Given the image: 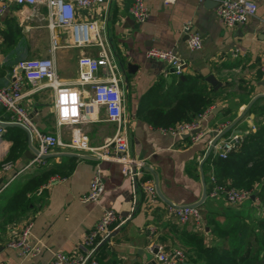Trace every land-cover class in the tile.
I'll list each match as a JSON object with an SVG mask.
<instances>
[{
  "label": "crops",
  "instance_id": "crops-1",
  "mask_svg": "<svg viewBox=\"0 0 264 264\" xmlns=\"http://www.w3.org/2000/svg\"><path fill=\"white\" fill-rule=\"evenodd\" d=\"M205 1L175 0L164 3L163 0H146L149 14L143 22H136L131 16L129 8L132 0H102L77 9L80 17L99 18L109 48L123 72L126 86L124 126L131 156L147 163V174L156 178L160 192L177 204L197 202L204 189L202 171L205 183L210 172H214L212 159L218 156L217 150L211 148L208 158L204 159L213 128L240 118L231 129L237 130L242 138L244 132L255 129L252 128L255 126V114L244 115V109L246 112L254 97L262 96L258 104H264V73L258 68L264 50V0H255L256 14L233 27L224 26L218 19L216 8L219 0H210V4ZM186 20H192L202 37L199 49L188 46L182 31ZM52 36L57 41L54 50H51ZM151 45L173 49L184 62L182 72L204 76L209 88L214 91V101L210 105L213 107L212 114L202 125L196 139L189 134L174 136L163 132L159 126L151 125L137 113L141 95L157 79L175 75L165 60L146 56L145 50ZM235 47L239 51L233 55ZM93 52V46L72 45L67 28L56 26L51 29L48 26L45 2L7 1L5 10L0 14V84L13 79L12 73L19 58L48 56L54 57L62 84H72L78 77V57ZM208 74H213L221 82L219 87L215 88L206 80ZM30 87V82L24 80L23 88L27 90ZM23 103L41 129H58L52 88L41 87L28 93ZM216 106L219 107L214 111ZM4 117L0 107V118ZM76 126L81 128L92 146L103 144L115 130V123L106 119L103 108L95 121L62 126V138L68 140L70 129ZM230 130L221 137H226ZM2 135V148L8 151L12 140L6 134V126H3ZM24 152L20 159L14 161L16 167L29 159L26 160ZM68 157H74L71 170L65 175L56 173L60 178L49 186L45 187V182L42 185L45 190L36 202V208L13 223L8 222L0 233V264H47L52 250L67 253L81 251L85 232L108 207L124 215L131 212V215L112 230L110 242L99 248L98 256L103 264H140L143 257L138 250L143 249L150 256L156 244L180 247L186 255L182 264H195L194 260L201 263L205 257L202 249L212 246L217 240L207 220L209 213L220 222L229 216H241L245 220L252 217L253 223L256 219H264L261 210L251 206L254 203L250 199L251 202L246 200L232 205L223 196H206L198 206L204 218L203 224L197 226L192 218L182 223L168 210V201L162 197L149 206L140 191L133 193L131 181L122 172L119 161L79 157L57 147L46 157L44 165L64 162ZM97 161L102 171L103 191L97 201L82 202L79 196L88 190ZM20 174L7 186L20 179L17 178ZM4 175L3 172L0 174V184L7 179ZM30 218L34 222L30 239L43 246L42 253L34 257L23 256L17 249L6 245L8 238L18 234Z\"/></svg>",
  "mask_w": 264,
  "mask_h": 264
},
{
  "label": "built area",
  "instance_id": "built-area-1",
  "mask_svg": "<svg viewBox=\"0 0 264 264\" xmlns=\"http://www.w3.org/2000/svg\"><path fill=\"white\" fill-rule=\"evenodd\" d=\"M7 1L28 4L45 2L48 26L51 29L56 26L67 28L70 32L72 45L93 46L95 52L84 53L78 57V77L72 84H62L53 56L19 58L12 73L13 79L0 84V107L5 115L3 119L0 118V169L5 174L4 177L7 178L0 184V192L25 168L32 165H44L46 157L59 147L67 152L75 153L79 157H93L98 161L101 159L119 161L122 172L131 181L133 193L140 191L146 198V204L149 206L155 204L160 198L157 191V180L147 174V163L143 160H136L129 152L127 130L124 126L126 122L124 112L126 90L121 86L120 65L109 48L99 18L77 15V9L89 7L102 0H0V14L5 10ZM174 1L163 0L164 3H173ZM256 10L257 3L255 0H219L216 15L224 26L233 27L254 16ZM129 12L136 22L145 21L149 14L146 0H132ZM182 31L186 35L188 46L191 49L202 47V37L194 27L192 20L184 22ZM262 33L264 35V23ZM56 47L57 41L52 36L51 50ZM238 51L239 48L235 47L232 54L236 55ZM145 54L148 57L165 60L176 74L183 71L184 62L173 49L151 45L146 48ZM258 68L264 73V50ZM24 80L31 84L27 90L23 88ZM46 86L52 88L54 92V108L57 112L56 124L58 127L56 131L41 129L34 122L23 103V99L28 93ZM101 108L106 113V119L115 123L114 133L103 144L99 146L90 145L87 136L78 126L70 129L68 140L62 138L60 132L62 126L95 121L98 119V112ZM212 110L213 107L209 106L189 120L159 128L161 131L174 136L188 133L192 135L193 139H196L200 130L195 133H191V131L198 127L202 129V125L208 120ZM3 122L17 124L27 133L28 148L33 155L19 167L15 166L14 161L5 158L7 150L2 148ZM230 123V121L223 122L213 130L219 133ZM252 128L255 126L253 125ZM214 138L215 134L208 138V148L212 146L211 148H215L219 156H226L235 143L241 139V136L237 130L231 129L226 137L220 136L215 141ZM98 161L95 163L88 190L79 196L82 202L97 201L103 191L102 171ZM59 178L58 174H52L44 186L51 185ZM256 189L254 186L246 188L228 186L226 183L219 182L215 173L211 171L206 183V196H223L232 205H238L250 199L261 210L264 218V202L258 196ZM252 194H255L254 198H251ZM167 207L178 218L179 222L185 223L192 218L199 227L204 222L197 205L167 202ZM130 215L131 212L124 215L112 207L105 208L95 224L85 232L81 251L67 253L61 250H52L47 264H103L98 256L99 248L102 246L100 243L110 235L113 229L121 226ZM33 224L31 218L26 220L18 234L8 238L6 245L17 249L21 255L26 257L41 254L43 246L32 242L30 239ZM107 242L110 240L105 243ZM154 246L157 251L151 257L158 264H182L185 260V252L178 246L165 247L162 244Z\"/></svg>",
  "mask_w": 264,
  "mask_h": 264
},
{
  "label": "trees",
  "instance_id": "trees-1",
  "mask_svg": "<svg viewBox=\"0 0 264 264\" xmlns=\"http://www.w3.org/2000/svg\"><path fill=\"white\" fill-rule=\"evenodd\" d=\"M209 87L204 76L181 72L161 77L141 95L137 113L159 127L189 120L213 103L215 94ZM261 98L258 96L246 111L255 114V129L244 132L226 156H215L212 163L219 182L235 187L257 186V194L264 202V104H258ZM6 134L12 143L5 158L17 161L28 147L27 133L17 124H9ZM73 162L74 157H68L50 166L32 165L22 170L19 181L0 195V233L8 222L33 211L45 190L42 185L52 174H67ZM207 220L217 240L202 249L204 261L194 260L195 264H264V219L253 223L241 216H229L220 222L209 213Z\"/></svg>",
  "mask_w": 264,
  "mask_h": 264
},
{
  "label": "water",
  "instance_id": "water-1",
  "mask_svg": "<svg viewBox=\"0 0 264 264\" xmlns=\"http://www.w3.org/2000/svg\"><path fill=\"white\" fill-rule=\"evenodd\" d=\"M205 3L207 4H210L211 1L210 0H206ZM129 68H131V65L129 64ZM206 80L209 81L211 84H213L215 86V88L219 87L221 82H218L217 79L215 78V76L213 74H208L206 76ZM264 95V94H262ZM255 100V97L251 100V103ZM219 106H216L215 110L216 111L218 109ZM237 120H234L233 122H231L227 127H225L221 132L219 133H216V130H213V134H215V138H214V141L216 139H218L224 132H226L227 130L231 129V127L233 126L234 123H236ZM9 124H14V123H5L3 122L2 123V126H7ZM201 128H195L191 131V133H195V132H198ZM183 135H188V133H185ZM211 147L210 146L207 150H206V153H205V158L209 155L210 153V150H211ZM32 152L30 151L29 148H27L24 152V156L26 158V160L30 157H32ZM204 158V159H205ZM201 170H202V165H201ZM202 180H203V183H204V189H203V193H202V196L201 198L197 201V202H194V203H191V205H197L199 206V204L206 198V195H207V191H206V183H205V176H204V173L202 171ZM157 191L160 195V197H162L163 199H165L166 201L168 202H171L170 200H168L166 197H164V195L160 192L159 190V187L157 185ZM255 197V194H252L251 195V198H254ZM113 235V232L110 233V235L108 237H106L101 243L100 245H103L106 241L110 240L111 239V236ZM144 250H138V254L140 256L143 257L142 261L140 262V264H158L156 262V260L154 258L151 257V255L157 251V249L155 248L152 252H151V255L150 256H147V254L145 252H143Z\"/></svg>",
  "mask_w": 264,
  "mask_h": 264
},
{
  "label": "rangeland",
  "instance_id": "rangeland-1",
  "mask_svg": "<svg viewBox=\"0 0 264 264\" xmlns=\"http://www.w3.org/2000/svg\"><path fill=\"white\" fill-rule=\"evenodd\" d=\"M119 72L121 73V78H122V81H121V86H122V88L123 89H126V86H125V82H124V80H123V73H122V70L121 69H119ZM244 115H247V113L248 112H245V109H244ZM259 118H261L260 116H258ZM213 152H211V154H212ZM2 173V171H1V169H0V174ZM17 178H21V176H19V177H17ZM19 181V179H16V180H14V182L16 183V182H18ZM13 182V183H14ZM10 186L11 185H9V186H7L4 190H2L1 191V193H0V195H2V194H5L6 193V191H9L11 188H10ZM246 188V187H245ZM258 189V187L257 186H255V189ZM248 202H251L250 200H247ZM263 201V200H262ZM254 204H252L251 203V206H253ZM249 219H250V222L252 221L251 219H252V217H248ZM248 218H246L247 219V221L249 222V219Z\"/></svg>",
  "mask_w": 264,
  "mask_h": 264
}]
</instances>
